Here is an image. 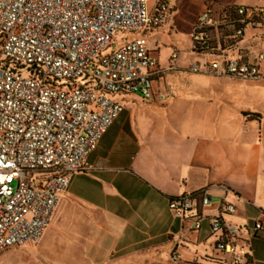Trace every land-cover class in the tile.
<instances>
[{
	"label": "crops",
	"instance_id": "obj_1",
	"mask_svg": "<svg viewBox=\"0 0 264 264\" xmlns=\"http://www.w3.org/2000/svg\"><path fill=\"white\" fill-rule=\"evenodd\" d=\"M190 1L172 0L162 24L145 32L147 40L164 37L171 49L163 61L162 47L148 40L155 60L152 96L116 97L124 111L90 155L93 169L73 176L60 198L36 248L43 264H223L228 260L211 234L215 217L243 228L251 264H264V230L253 229L258 220L264 228V77L214 76L206 59L190 52L202 4L189 23V50L181 53L169 41ZM157 3L149 0L150 12ZM252 31L251 53L244 50V58L264 76V26ZM176 52L178 70L168 71ZM183 54L192 60L182 61ZM194 66L200 72H192ZM199 192L214 204L196 202L193 213L203 214L204 222L193 231V219L176 217L169 202ZM223 199L236 206L235 214L221 208Z\"/></svg>",
	"mask_w": 264,
	"mask_h": 264
},
{
	"label": "built area",
	"instance_id": "obj_2",
	"mask_svg": "<svg viewBox=\"0 0 264 264\" xmlns=\"http://www.w3.org/2000/svg\"><path fill=\"white\" fill-rule=\"evenodd\" d=\"M148 2L0 0V254L41 243L73 176L93 169L90 155L123 113L116 97L152 96L155 60L144 34L173 7L172 0H158L150 12ZM203 14L190 52L204 57L214 76L261 80L240 45L245 29L264 26V9L232 6ZM229 29L241 38L231 48ZM172 59L168 71L178 70L180 52ZM196 202L214 204L207 192L169 202L176 217L193 219V231L204 222L203 214L193 213ZM220 205L227 215L236 213L225 199ZM210 228L216 250L228 260L223 264H251L243 228L222 217L212 218ZM253 229L262 232L263 222ZM172 258L179 261L180 254Z\"/></svg>",
	"mask_w": 264,
	"mask_h": 264
},
{
	"label": "rangeland",
	"instance_id": "obj_3",
	"mask_svg": "<svg viewBox=\"0 0 264 264\" xmlns=\"http://www.w3.org/2000/svg\"><path fill=\"white\" fill-rule=\"evenodd\" d=\"M201 4L204 5V12H200V17L198 18L197 23L201 21L204 15L203 13H207L209 10L217 11L232 6L247 8L249 9V12L253 9H264V0H193L187 2L178 16V34L177 36L173 34V39L169 40L174 45L183 50L181 53H185L190 48L189 23L192 17L196 15L197 10L200 8ZM253 33L254 32L251 28L245 29L244 41L240 45L241 50H245L251 53V34ZM148 40L151 47H154L156 45H160L162 47L161 57L163 61H166V58L171 49L164 46L162 43L164 41L167 42V40L164 39V37L156 35H150ZM249 57L251 59V54ZM181 60L190 61L192 60V57L183 54ZM114 98L115 97H112V99ZM126 101H128V98H126ZM37 247L38 245L27 244L26 246L22 247L10 248L0 254V264H43L39 261L38 256L36 255ZM7 255L8 257H6Z\"/></svg>",
	"mask_w": 264,
	"mask_h": 264
},
{
	"label": "trees",
	"instance_id": "obj_4",
	"mask_svg": "<svg viewBox=\"0 0 264 264\" xmlns=\"http://www.w3.org/2000/svg\"><path fill=\"white\" fill-rule=\"evenodd\" d=\"M229 41H228V45L229 47L228 48H231L233 47V45H236L238 44L240 41H241V38L240 37H237L234 35V29H229L226 33V36H225ZM14 68L16 69H20L17 65L14 64Z\"/></svg>",
	"mask_w": 264,
	"mask_h": 264
}]
</instances>
